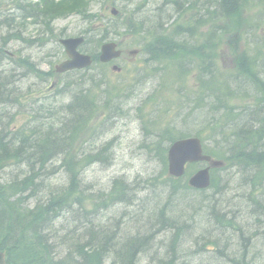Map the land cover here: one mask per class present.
Here are the masks:
<instances>
[{"label": "bare ground", "instance_id": "obj_1", "mask_svg": "<svg viewBox=\"0 0 264 264\" xmlns=\"http://www.w3.org/2000/svg\"><path fill=\"white\" fill-rule=\"evenodd\" d=\"M5 1L11 3L14 14L27 10L24 0ZM185 1L199 5L203 22L217 21L229 4L225 0ZM37 22L47 27L43 20ZM258 23L264 24V9ZM13 32L0 27L3 44L10 47L16 39L25 61L0 65V188L13 193L0 200V222L4 220L0 236L16 238L10 241L11 246L8 244L16 262L85 264L83 256L93 252L105 258L103 264H264V240L260 239L264 230V178L254 174L264 169V43L253 53L238 52L249 56L243 63L226 60L227 68L232 64L238 72L224 75L217 91L201 90L209 92L204 107L196 96L186 97L189 94L180 88L177 92L183 98L176 111L172 103L170 109L163 105L150 109L149 96L135 107L132 103L141 92L138 88L125 100H117L106 91H93L90 79L94 81L97 75L91 73L66 81L59 94L71 97L72 102L79 97L76 115L50 125L54 110L46 96L49 87L40 83L47 74L53 75L54 69L36 78L42 69L33 54L43 49L42 45L21 34L10 36ZM180 34L177 41L160 40L149 49L148 59L155 61L157 69L175 55L178 43L194 37L188 26L181 27ZM250 43L257 46L259 41L250 39ZM158 57L162 60H156ZM204 60L202 77L220 85L217 73L228 71ZM188 70L189 65L183 64L175 74L180 76ZM162 90L156 88L151 95L159 97ZM232 96H244L250 102L235 105L229 101ZM97 104L103 110L106 107L110 122L94 127L93 136L74 134L71 119L88 121ZM143 105L144 110H152L159 117L155 121L138 118L140 136L135 146L138 155L157 162L155 169L134 176H109L108 171L121 158L109 156L108 149L102 161L96 158L72 167L69 161L74 151L79 156L93 153L94 140L108 141L106 138L120 125L127 129L133 113ZM18 112L31 122L12 125ZM187 139L199 141L200 158L188 161L178 176L171 172L170 154L175 143ZM119 141L116 136L104 146ZM90 171L97 175L88 177ZM25 177L24 189L11 187ZM232 183L242 192L239 197L244 203L258 211L241 216L228 207L224 197L229 193L222 191L231 193ZM31 214L35 226L28 224ZM252 220L257 224L252 225ZM202 222L210 224L206 235L187 236L188 229L196 234ZM258 250L261 257L252 258L250 252L256 254Z\"/></svg>", "mask_w": 264, "mask_h": 264}, {"label": "rangeland", "instance_id": "obj_2", "mask_svg": "<svg viewBox=\"0 0 264 264\" xmlns=\"http://www.w3.org/2000/svg\"><path fill=\"white\" fill-rule=\"evenodd\" d=\"M117 2H118V8L121 10L125 9L127 12L126 15L128 16L130 15V12L138 8L136 10L138 14L135 17L140 16L141 20L152 19L155 15H160L162 17L161 19H165V20H168L170 15L172 16L171 18H169L170 20L175 19L179 16L177 13H175L172 10L173 4L168 3V1L166 0H119ZM92 9L96 12H100L102 15L105 16V11L104 9L101 10L100 5H95L93 6ZM109 15L110 14L107 12L108 19H109ZM103 18H105L106 21L107 17H103ZM149 26H151L149 22H146L144 24V27L146 28H148ZM5 27L6 26H2V29L4 31H6ZM83 27H85V24L79 17L76 16H71L67 19L59 20L58 22L55 23L56 30L62 31L67 36L78 34ZM121 32L124 31L122 30ZM29 34L34 35L33 31H30L28 34L26 33L25 37L29 38ZM117 39H118L117 41L120 42L121 44L120 48L124 50V56L119 61H117V64L120 65L121 67H124L125 71L124 73L118 76V75H114L111 68H109L110 79H108L109 81L108 87L113 86L114 83L119 81V83L125 84V87L127 88V92H130L131 90L138 88L141 92L138 95V99L135 102L133 101L132 103L133 106L136 105L135 107H138L139 104L143 103V101H146L148 96L152 94V91L155 90L157 88V85L159 84L158 79L154 80L151 77H148L149 72L151 71V69L154 68L155 65H149L148 67L145 66L144 63L142 62L144 59L143 56L140 57V59L142 60H134V59L132 60L128 57L127 55L128 51L139 47L141 42V39H139V37L134 38L129 35L122 34V36H120V38ZM56 47L57 46H55V44L53 45L50 44L48 48L39 49L34 52L33 58L35 57L38 58L37 63L41 64V67L44 70L48 71L50 68L54 67L57 64L56 60L59 61L60 59H62L60 58L61 56L58 55L52 58L46 55L50 49H55ZM8 51L11 53L16 51L23 53L24 50L20 49L19 44H12L9 47ZM137 71H139V74ZM136 72L137 74H135ZM91 73L97 75L96 78L99 79L101 75V70L99 68L92 69L90 70L89 75H91ZM98 84L102 86L101 82H98ZM125 98L127 97H124L122 99L125 100ZM69 100L71 101V97L66 99L64 102H69ZM58 103L61 104L63 103V101H59ZM151 107L152 105H150V109ZM145 111L148 112L149 109H146ZM14 118H15L14 122L15 124H17V126L22 125L27 119L23 113L16 115ZM57 118L58 117L52 118L49 121L55 122ZM103 119L104 117L101 114L98 115L95 124L96 125L101 124L103 122ZM138 121H139L138 117L136 116L135 113H133L130 123L127 125V129H124L123 126L120 125L118 126V128L115 129L114 132L110 133V135L106 138V140L108 141H110V139L116 136L120 138V141L114 142L113 146L110 145L107 151L109 156L115 157L118 155V158H121V160L118 162L116 161L114 164L115 166L108 171L109 176H113L118 173L121 174L124 173L130 176H134L135 174H137L142 170H151L156 168L157 162H155L153 159L144 156V154L138 155L139 151L137 150L138 148L135 146V143L138 142L140 136V130H139L140 124ZM107 122H110V120ZM108 141H105L104 139L98 142L95 141L94 142L95 151L102 149L106 144V142ZM92 175L96 176L97 173L90 171L88 177H92ZM231 189H232L231 193L227 191L225 192L222 191V194L227 195L229 193V196L224 198L228 200V204H229L228 207L236 210L234 211L236 215L238 214L241 216H248L249 214H251L250 212L251 210H255V209H256L255 211L259 210L254 207H249L244 203L242 198L239 197L242 195V192L240 190L237 191L233 183L231 184ZM254 224L257 223H255V221L252 220V225ZM259 225L262 226V224ZM209 228H210L209 222H202L199 224V229L196 232V234L192 233V231L188 229L187 236L197 237L201 234L206 235L208 233ZM261 231H263V233L260 239L264 240V230L261 229ZM185 243L190 244V242H185ZM252 252H250L252 258L253 257L258 258L259 256L261 257V250H258V253L256 254Z\"/></svg>", "mask_w": 264, "mask_h": 264}, {"label": "trees", "instance_id": "obj_3", "mask_svg": "<svg viewBox=\"0 0 264 264\" xmlns=\"http://www.w3.org/2000/svg\"><path fill=\"white\" fill-rule=\"evenodd\" d=\"M225 1L227 3H229L227 6V12L225 14H223V16H221L220 18L217 19V21L219 22V20L223 18L224 24L219 25V23H217V24H215V26H211L208 29V32L211 34L209 39H208L209 45L210 46L212 45L211 44L212 39L213 40L218 39V41H221L224 38V36H229L231 38V41L235 45V50L237 52H240L241 51L239 49V45L241 43L240 40L242 39V37L244 36V34L246 32H249L250 36L252 35L251 38L253 40L257 39V37H258V34H259V32L263 26V25H259V23H258V19H260V17L262 16V12H260L259 16L254 19L253 18V11L255 9H261V8L264 9V2L259 1V0H225ZM231 1H234L237 3H231ZM235 4L237 5V8L234 9L233 7ZM192 5L195 6V4H192ZM61 6H59V7H61ZM83 8L86 9V4L84 2H82V0H70L68 2V4H66V6H65V9L67 12L68 11L69 12H76V11L79 12ZM62 12H64V11H58L57 14H61ZM245 13H248L247 17H244ZM90 17H92V16H89V18ZM191 19L192 20L190 21V26H188V27L190 29L193 28L194 30L197 31V33L196 34L193 33L194 37H193V39L190 38L191 41L187 39V40H183L182 43H178L179 48L177 49L175 55L172 56L173 58L170 57L166 61L172 62L171 59H174L175 61H179L180 57H182L188 53H191L193 56H196L201 61V64H198V62H196L195 64L189 63L188 72L199 68V73H201L203 71V68H204V62H205L204 59L206 58L208 60V62L210 63V65H211V61H212L211 56L207 55L205 53L206 47L202 43L199 42L200 41L199 38L201 36L199 34V30H201V28L205 27L206 26L205 23L206 22L208 23L209 21L203 22V21H201V17L195 16V15ZM181 27H185V26H182V25L179 26L177 24L176 27L173 28V30L171 32L166 31V32H163V33L157 35L156 37H154V40H153L154 42L152 44L150 43L146 47H144L145 50L149 53V49L151 48V46L156 44L160 40H166V41H170V42L177 41L181 35L180 34V28ZM112 31L115 33L117 32L116 28L113 26H111L110 30L104 28L102 31H100L101 40L106 39V37L109 34H111ZM92 33H93V31L90 32V35L87 38V45L88 44L91 45L95 42H96V44H99V39L95 40ZM201 53L204 55V57L200 56ZM239 54H238V56H239L240 63H243L245 61V59H247L249 57L244 52L239 53ZM156 60L161 61L162 58L158 57ZM190 65H193V66H190ZM237 72L238 71H236L235 73H232V74H236ZM229 74H231V73H229ZM39 75H40V77L42 76L41 73H39ZM219 80L221 81V84L219 85V83H218V85L221 86L223 84V78L221 77V78H219ZM203 86H204V89H207L209 92L216 89V86H213L212 88L206 87L205 85H203ZM208 93H204L203 91L200 93H196V94L190 93L189 95H186V97L187 96H196L202 105L201 107H204L205 104L208 103V101L206 100ZM115 95H116V93H115ZM115 95H112V96L114 97ZM115 97H118V96L116 95ZM78 98H75L73 103L69 106L68 111H67L69 116H75L76 115V113H74L76 110V106H77L75 103L77 102ZM229 101H230V103L235 104V105H239V106H247L248 105L247 102H250V101L246 100L244 96H232V97H230ZM251 102L254 103L253 101H251ZM102 110H103V107L97 104L94 107V112H93L92 117L89 119L90 121L86 122L85 124L81 123V117L71 119L73 121L72 124H74V126H75L74 130L72 132H74V134L75 133H85L86 134V133L90 132V130L92 129V127H91L92 119L96 115H98ZM56 115H57V113L54 111L53 116H56ZM53 123H55V122H50V125ZM89 136H93V133ZM108 148H109V146H104L99 153L96 152L97 154L88 152V153H85V154L80 155V156L76 154V151H74L73 156H72L71 160L69 161V163L72 162L73 163L72 167L75 168V166H77V163H79L81 161H82L80 164L81 166L89 164V163H91V161H95L96 158H100L102 161L103 157H105L103 154L105 151H107ZM260 170L261 171H257L254 174L256 176H258L259 178H264V169H260ZM27 181L28 180L25 177L21 182L16 181L14 184L11 185V187H14L17 189H24L23 183H25ZM7 189L8 188H6V189L0 188V198H1L0 200L1 201L3 199L2 198L3 195H5V197L6 196L9 197V196L13 195L12 192L7 193L6 192ZM2 222H4L3 218H1L0 224ZM11 223H13L14 226H17V221L11 219ZM28 224L31 226L36 225L33 221V214H31L30 219L28 221ZM4 237L8 238V239L3 240ZM15 239L16 238L13 239V238L6 236V235L0 236V250L7 252L8 264H26V261H24V260L22 261V263L16 262L14 260L13 254L10 252L9 246H11V244L13 243V241ZM11 240H12V243L10 242ZM8 244H9V246H8ZM96 246H98L97 243L95 244V247ZM84 249L85 248H81V251H84ZM92 253L89 256H86V255L83 256V259H84L83 262L85 264H103L105 262V258H103V256H98V255H96V253L95 254H92ZM113 263H114V261H113ZM114 264H116V263H114Z\"/></svg>", "mask_w": 264, "mask_h": 264}, {"label": "water", "instance_id": "obj_4", "mask_svg": "<svg viewBox=\"0 0 264 264\" xmlns=\"http://www.w3.org/2000/svg\"><path fill=\"white\" fill-rule=\"evenodd\" d=\"M81 40H70L66 42L70 55L73 57V61L69 64L62 66V70H67L76 67H84L90 65V58L80 57L75 53L76 47ZM114 45H106L103 48L102 60L107 61L112 56H116ZM200 158V144L198 140L188 139L179 141L174 144L170 154V169L175 175L180 176L184 172L185 164L188 161H194ZM196 177L193 179V184H196ZM0 264H6L5 255L0 254Z\"/></svg>", "mask_w": 264, "mask_h": 264}]
</instances>
